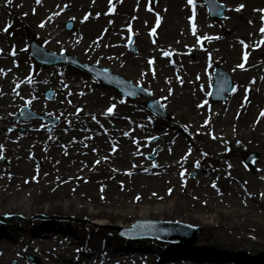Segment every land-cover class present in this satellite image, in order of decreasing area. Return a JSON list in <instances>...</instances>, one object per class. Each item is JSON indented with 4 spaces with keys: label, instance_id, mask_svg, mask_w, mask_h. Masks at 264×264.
I'll list each match as a JSON object with an SVG mask.
<instances>
[{
    "label": "rangeland",
    "instance_id": "1",
    "mask_svg": "<svg viewBox=\"0 0 264 264\" xmlns=\"http://www.w3.org/2000/svg\"><path fill=\"white\" fill-rule=\"evenodd\" d=\"M83 1V3L78 4L82 6V9L76 17L77 20H85L84 17L86 15L88 17L93 16V14L91 15L86 11L87 9L84 6L89 0ZM128 1L126 8L122 9V12H117L116 15L112 14L113 9L112 12L104 11L103 13L109 17L111 16L113 20L115 18L116 20L119 18L127 19L131 25L135 21L132 17H137V11H143L145 7L146 16L151 20L149 26H157L159 20H162V22L168 20L165 16L164 20L162 19V12L165 10L161 8L162 1L160 0H137V3H131V0ZM159 1L160 3L158 4ZM193 1L196 3L194 6L195 15L193 13L191 20L188 23L185 22V31L192 36V43L195 41L200 43L201 39H206V42L200 45L199 48L201 51H205L204 58L200 64V71L207 76L205 82L209 86L200 100L202 101L203 109L211 111V114L216 112L215 107L222 108V111L227 113L228 98L234 92L226 97L225 102L216 104L209 100L208 94L215 66L219 65L229 73H232V68L224 60L218 59L217 62H214L213 53L208 52L207 45L208 41L216 40L221 33L227 12H225L222 19L214 21L208 15L201 0ZM216 1L228 8L225 0ZM261 2L250 0L249 7L257 9L254 28L250 29V33L243 32L241 28L238 29L236 26L235 28L231 27L229 21H227L226 26L229 31L232 30L235 33V43L240 48L248 46L252 37L254 39L252 40V47L257 48L262 45L264 48V32L260 31L264 27V19H262L264 11H261L264 9V0ZM41 4H45L44 0L41 1ZM73 6L71 0L62 3H56L52 0L49 7L46 8L49 14L45 10L42 12L37 10L35 27H40L41 23L46 21V17L51 18L50 20L60 21L59 26L61 28L58 30L68 34V39L77 43V30L74 25L75 18L71 16L77 13H70V9ZM12 8L15 9L16 5H12ZM65 9H69L68 12H65ZM7 11L0 4V13L6 14ZM63 11L66 15L63 14ZM57 12H59V15H54ZM198 14H201L206 21L199 20ZM21 16L22 14L15 15L14 22L0 20L1 33L19 39L24 55L23 59L25 58L29 63L28 71L44 72L57 69L58 72L60 71L57 76L64 82H68L64 77L68 70L80 75V80L71 82L74 84L72 92H68L63 98L65 105L74 113V118L71 119L72 124L80 129H64L53 132L58 124V118L49 113H42L29 106L26 102L32 93L37 94L46 103L52 104L56 102L57 88L54 87L64 88V82L58 86L53 84L50 87H43L41 83H36L34 88L25 86L12 87L14 99L10 105L11 111H8L10 119L2 130L10 133L14 127H17L16 131L18 134L11 140H0V145H3V148H0V181L14 178V172L17 173L18 178L19 176H25V178L29 176L30 178L25 182L28 184L24 186L23 192H28L32 199L34 197L40 198L41 205H58L66 210L61 211L59 209L57 213L51 215L41 213L28 217L13 214L7 217L2 216L0 217V240H7L9 244H14L10 234L12 231L24 230L26 226L32 230H37L50 223H55L52 231L55 233L54 235H60L64 241L67 238H71L74 241L79 240V243L71 245L73 249L72 255L75 258L59 259V262L55 261L56 264H153L154 262L156 264H215L210 258L222 254H235L243 259L250 256L256 262H264V254L262 257H258L254 251L251 252V250H256V248L261 250L263 245H257L252 241L234 246H230L231 242L222 243L212 238L207 233L205 225L202 223L203 221H200L203 220V217H210L214 213L227 216L228 214L224 213L233 211L239 214L236 217L239 220L248 218V221H254V216L264 215V202L258 201L250 195H243L240 193L242 191L236 186L230 189L228 184L218 181L211 162L200 159L201 152L204 149L208 150L204 139L208 142L217 140L219 145L215 146L217 148H213L215 149L214 151L231 152L242 171L250 175L259 166L261 153L264 152V144L259 140L256 141L255 136L247 133V135H244L243 141L251 144L246 145L240 151H233V145L237 146L242 140L238 133L237 125L225 126L226 130L233 134L232 138L217 135L213 128L206 126V117L196 119L192 112L183 107L179 108V106L173 105L167 99V96L156 92L151 82L138 80L135 76L127 74L124 70L126 69L125 67H114L112 62L107 61V56L105 61L103 59L106 54L104 50L99 48V52L97 50L92 52L90 47L87 46L86 50L90 51L92 55V58H90L74 55L59 47H52L36 34L26 29V23L21 20ZM194 16H196L195 20H193ZM68 23L72 24L71 29L66 28ZM131 30L134 31V29L123 31L121 40H119L128 56L125 66L129 67L130 64L136 65L137 62H140L145 71L150 70L153 72V70H156V66L150 60V56L154 55L153 52L147 50L139 53L136 46H134L136 43L135 32ZM206 31L208 35L204 34ZM130 32L134 34L130 35ZM100 33L103 35L105 31L102 30ZM156 39L157 36L149 37L151 43H154ZM31 40H34L37 45L48 52L67 55L68 59H66L65 63L49 68H41L30 54L28 44ZM193 57V54H187L185 59L191 61ZM242 57L239 56L235 60V67L241 64ZM81 65H95L99 68L107 69L112 74L122 77L134 85L144 87L152 94L155 100L160 101L165 116H157L149 111L145 105L146 100L142 97L129 100L123 98L115 90L105 88L100 80L91 77L81 68ZM168 66L161 67L160 70L180 83L182 81L180 73L170 64ZM152 67L154 68L153 70ZM262 80H264V75ZM83 82L90 84L91 88L107 91L108 96L115 95L117 103L129 111L130 118H114L116 114L108 117L110 123L99 126L98 131L101 138L98 139L96 134L94 135L92 132L94 127H90L93 123L85 124L83 120L85 107L91 101L88 98L90 96L89 93L81 88ZM171 91L172 89L168 90V96L178 94V92ZM17 93L19 94L17 95ZM48 94L52 95L50 99L47 98ZM70 95L72 96L70 97ZM16 98L17 100H15ZM111 102L110 98L104 99L101 104L102 109L112 104ZM22 108H27L30 112L29 114H32L33 117L27 120L20 119ZM239 115V112L236 113L234 119L236 120ZM93 125L95 126V124ZM31 128H34L38 135L35 138H24L22 133L30 131ZM168 128L174 131V138L169 136ZM66 132L83 136V141L86 143L85 146L93 149L94 152H85L82 147H75V143L71 141L72 139H68L70 142V145H67L68 147L61 143H59V146H54L53 144L59 140L58 136ZM179 139H182L183 143ZM22 142L24 143L23 149L20 148ZM17 151L21 152L17 153ZM46 151L53 152V165H45L44 161L48 158ZM248 152L257 155L256 162L252 168H248L243 161V155ZM160 154L172 155L170 159L173 162L172 164H175V169L166 172H174V178H170L166 172L160 171V168L157 167L156 160ZM185 158H190L192 162L185 166L176 164ZM234 159H227L228 165L235 163ZM100 160H104L110 169V174L106 177H104L103 168L97 163ZM138 161L152 164L151 170L149 172L144 169L135 171L134 168ZM259 176L264 178V170L261 171ZM58 177L61 179L72 178L73 181L69 183L67 181L61 182L57 180ZM30 179L31 184H29ZM44 179H50L46 183L48 186L47 192H43V189L38 190L44 184L42 183ZM236 181L235 177L231 178L233 185H235ZM214 183L216 187H213ZM11 186L12 188H17L15 183ZM31 188H33V191ZM170 189L171 192H193V197L196 198L194 204H196L200 214L194 212L192 215H196L200 219H195L190 224L181 222L180 219L185 220L187 217L186 212L181 210H178L181 211L179 215L176 212H170V220L163 221L161 217L155 218V211L168 205V202L178 201L181 203L187 200H176L178 197L175 195L166 201L154 200L155 196L161 193H168ZM21 198L25 199V196ZM6 204L8 203L5 202V199L0 197V211L9 208ZM145 211H147L150 219H140V215ZM14 218H16L13 222L14 224L10 222L12 225H6L8 220L11 221ZM138 220L142 222H179L196 228L198 233L195 240L189 242L159 233L136 234L129 232L128 228ZM39 241L42 242V247L49 252L57 251L60 248L59 244L48 240L46 237L39 238ZM256 245L261 247L259 248ZM244 248L248 251L242 252ZM262 249L264 250V248ZM35 252L29 251L23 258L13 259L7 264H42ZM262 252L264 253V251ZM80 260L84 262H80Z\"/></svg>",
    "mask_w": 264,
    "mask_h": 264
},
{
    "label": "bare ground",
    "instance_id": "2",
    "mask_svg": "<svg viewBox=\"0 0 264 264\" xmlns=\"http://www.w3.org/2000/svg\"><path fill=\"white\" fill-rule=\"evenodd\" d=\"M51 1L52 0H44L45 4L42 5L41 2L37 3L34 2V0H11V3H9L8 0H0V4L8 10L6 14L0 13V20H9L14 22L15 15L22 14L21 20L26 23V29L36 34L40 39L50 44L52 47L65 49L66 51L80 57L86 56L92 58L90 51L86 50L87 46L90 47L92 52L95 50L99 52V48L104 50L106 54L104 58H102L105 61L107 56V61L112 62L114 67H125L126 69L124 70L127 74L135 76L138 80L151 82L155 87L156 92L167 96V99L170 100L173 105H177L179 108L183 107L192 112V115H194L196 119L199 117H206V126L211 129L213 128L217 135L232 138L233 134H230L226 130L225 126L237 125L238 133L242 140H240L237 146L233 145V151H240V149H243L246 145L251 144L243 141V138L245 137L244 135H247V133L251 134V136H255L256 141L259 140L264 144V117L260 116V112L264 110V80H262V76L264 75V48L262 45L257 48L252 47V40H254L252 39L253 37L250 38L251 43L248 44V46H244V48L238 47L235 43V33H233L232 30L229 31L226 26L227 21H229L231 27L235 28L236 26L238 29L241 28L243 32L250 33V29L254 28L257 16V9H251V7H249L250 0H236L241 2H236L235 0H225L228 5L226 10L227 16L224 21L225 24L222 25L221 33L217 36V39L207 42L208 52L213 53V61L217 62L218 59L224 60L232 68L230 77L232 82L235 84L234 94L230 95L228 98V112L224 113L222 108L215 107L216 112L214 114H211V111L203 109L202 101L200 100L208 87L205 82L207 76L200 71V64L204 58L205 52L198 49L199 47L196 41L194 43L191 42L192 36L190 33L185 31V22H188L191 10L189 0H160L162 1V5L160 6H162L161 8L165 10L162 12V19L164 20L165 16L168 20H164L162 25H159L160 27H152L151 30L149 29L151 20L146 16L145 9L143 11H137L138 15L137 17H132L135 21L131 23V25L127 19L119 18L116 20L115 18V20H113L111 16L109 17L103 13L113 2L118 5L116 9H118V7L119 9H124V7H126L129 3L128 0H111V2L110 0H89L84 4V6L86 7L85 9H87L86 11L91 15L93 14V16L88 17L87 20L76 19L78 13H80L79 11L82 9V6L78 4L83 3L84 1L74 0V6L71 7L70 13H77L75 15H71L75 18L74 25L77 30V43L69 40L68 34L58 30L61 28L59 26L60 21L50 20L46 17L43 27H35L36 13L38 11H46V8L49 7ZM59 1L62 0H53V2ZM261 1L262 0H257V2L262 3ZM133 2L137 3V0H131V3ZM240 4L245 5V7L237 11L236 9ZM12 5H16V8L13 9ZM65 12L63 11V14L66 15ZM46 13L49 14L48 10ZM97 13H99V15H97ZM115 14L116 11L114 15ZM198 18L199 20L202 19V21H206L205 18H202L201 14H198ZM173 21H175V23H173ZM129 29H134L136 36V43L134 46H136L139 53H143L147 50L153 52L154 55L150 56V60L156 66V70H153L154 68L152 67L153 72L150 70L145 71L140 62H137L136 65L130 64L129 67L125 66L128 56L124 51V46L122 47L119 40H121L123 31H129ZM163 29L165 30L163 31ZM99 30H103L105 33L101 35ZM207 31L204 33L205 35H208ZM149 35L157 36L154 44L149 42ZM203 41L205 42V40ZM0 50H2L0 51V69L4 70L3 72H0V140H11L18 134L16 131L17 127H14L10 133H7L2 129L6 127V124L10 119L8 111H11L10 105L14 99V94H12L11 90L12 87L19 85L34 88L36 83H41L43 87H50L53 84L58 86L64 81L57 76L60 72H58L57 69H51L44 72L28 71L27 68L29 63L25 60V58L23 59L24 55L19 39L4 35L1 31ZM164 53L169 54L164 55ZM187 54L194 55L191 61H187L185 59ZM245 54L247 55L245 56ZM239 56H243L241 62L244 64L243 69L235 67V60L238 59ZM169 64L180 73V76L182 77V81L180 83L176 82L172 76L166 75L162 70H160L161 67H169ZM64 77L68 80V82H64V88L54 87L57 88L56 102L52 104L46 103L34 93H32L28 98V101H31L30 104L28 103L29 106L41 111L42 113H49L58 118V124L53 132L64 129H80L72 124L71 119L74 118V113L65 105L63 98L65 97V94L72 92L74 84L71 82L74 80H80L81 77L78 73L71 70H68V72L64 74ZM29 80L31 82H29ZM81 88L85 92L89 93L90 96H88V98L91 100L85 107L83 120L85 124H95V126L92 124L90 127H94L92 132L94 135L96 134L98 139L101 138L98 131L99 126L102 124L108 125L110 123L108 117L116 114L114 118H130V115L128 114L129 111L117 103L115 95L108 96L107 91H99L91 88L90 84L85 82L81 84ZM171 89L172 91L178 92V94L168 96V90ZM71 96L72 95H70V97ZM33 97H35V99H33ZM107 98H110L112 101V104H109L110 106L115 105L111 113L107 112V109L110 107L109 105H107L104 109H102L101 106L103 100ZM15 100H17V98ZM124 112L127 114H121ZM238 112L240 115L235 120V114ZM93 117H95V119H93ZM36 133L35 129L31 128L30 131L22 134L24 135V138H35L38 135ZM168 133L171 138L175 137L173 136L175 134L172 129L168 128ZM58 139L61 142L58 140L57 143L53 144L54 146H59V143H61L68 147L67 145H70L69 140L72 139L71 141L75 143V147H82L85 152H94L93 149L85 146L86 143L83 141L84 137L76 133H61L58 136ZM179 140L183 143L182 139ZM204 140L206 141L205 144L208 150L204 149L201 152L200 159L211 162L213 165L212 167L215 170L217 180L228 184L230 189L236 186L240 189V191H242L240 193L243 195H250L252 198L264 202V195H261L264 193V178L259 176L261 171L264 170V152L261 153L259 166L256 167L250 175L242 171L231 152H221V150L214 151L215 149L213 148H217L215 146L219 145L217 140L214 142H208L206 139ZM23 145L24 143L22 142L20 147L21 149H23ZM19 152L21 151H17V153ZM46 155L48 158L44 161L45 165H53V152L46 151ZM171 156L172 155L166 156L165 154H160L158 156L156 164L157 167L160 168V171L166 172L175 169V164H172L173 162H171L170 159L172 158ZM227 159H234L233 161H235V163L229 167L226 161ZM190 162H192L190 158H185L178 161L176 164H182L185 166L190 164ZM98 164L101 168H103L102 171L104 173V177L108 176L110 174V169L107 167L106 162L104 160H100ZM151 167L152 164L150 163H142L138 161L134 170L144 169L146 172H149ZM14 173V178H8L0 181V197L5 199V202L9 204H6L9 208H5L0 211V217H7L11 214L25 215L26 217L41 213L51 215L53 213H57L59 209H61V211L66 210L58 205H41L42 202L40 198L34 197L32 199L28 192H23L24 186L28 184L25 182L30 177L28 176L25 178V176H19L18 178L17 173ZM166 173L170 178H174V172ZM233 177L237 179L235 185L231 182V178ZM57 180L61 182L67 181L68 183L73 181L72 178L61 179L59 177ZM49 181L50 179L42 180V183L44 184L41 185L38 190L43 189V192H47L46 189L48 186L46 183ZM13 183H15L17 188H12L11 185ZM29 184H31V179L29 180ZM31 189L33 191V188ZM173 195L178 197L176 200H187L181 203L178 201L168 202L169 206L166 205L162 209H157V211H155V218L161 217V220L166 221L170 220V212H176L179 215L181 211H184L186 212L187 217L185 220L180 219L181 222L190 224L193 220L200 219L197 218L196 215H192L194 212H196V214L197 212L199 213V209L196 207V204H194L196 198L193 197V192L161 193L155 196L156 198L154 200L166 201ZM22 196H25V199L21 198ZM134 205L136 206V204ZM224 214L228 215L222 216L219 213H214V215L210 216L212 218L203 217V220H200L203 221L202 223H204L207 233L210 234L212 238L222 243L231 242L230 246L251 241L257 245H263L262 247L260 246L261 250L258 248H256V250L249 249L251 252L254 251L258 257H262L264 254L262 252L264 251L262 249L264 248V215L254 216V221H248V218L246 220H239L236 218L239 215L236 211ZM15 219L16 218L11 221L8 220L6 225L14 224L13 222ZM140 219H150L147 211L140 215ZM97 220L99 219L97 218ZM10 222H12V224ZM95 224L99 225L98 223ZM53 226H55V223H50L37 230H32L30 227L26 226L24 227V230L12 231L10 234L12 240H14V244H9L7 240H0V264H7L13 259H21L29 251H36L35 253L42 261V264H56V262H59V259H74L75 257L72 255L73 249L71 245L73 243H79V240L74 241L71 238H67L66 241L62 240L60 235H54L55 233L52 232L54 230ZM41 237H46L52 242L55 241V243L59 244L60 248L54 252L45 250L41 245L42 242L39 241V238ZM247 251L248 250L245 248L242 249V252ZM247 257L248 258L243 259L235 254H222L214 256L210 258V260L212 259L215 264H264V262L254 261L250 256ZM80 262L84 261L80 260ZM153 264H156V262Z\"/></svg>",
    "mask_w": 264,
    "mask_h": 264
},
{
    "label": "snow or ice",
    "instance_id": "3",
    "mask_svg": "<svg viewBox=\"0 0 264 264\" xmlns=\"http://www.w3.org/2000/svg\"><path fill=\"white\" fill-rule=\"evenodd\" d=\"M8 2L9 3H11V0H8ZM36 2L37 3H40L41 2V0H36ZM110 2H111V0H110ZM193 2V0H189V3H192ZM57 7H59V5H57ZM65 7H67V5H65ZM245 7V5H243V4H240L239 6H238V8L236 9L237 11H239L240 9H242V8H244ZM261 11H264V9H262ZM54 15H59V12H57V13H54ZM97 15H99V13H97ZM51 19V18H50ZM74 19V18H73ZM84 19L85 20H87L88 19V16L86 15L85 17H84ZM262 19H264V17H262ZM41 27H43L44 26V24L43 23H41V25H40ZM6 30V29H5ZM260 31L261 32H264V27H262L261 29H260ZM241 43H243V41H241ZM0 51H2V50H0ZM13 54H15V53H13ZM169 53H164V55H168ZM247 54H245V56H246ZM237 67L238 68H241V69H243L244 68V64H238L237 65ZM4 70L3 69H0V72H3ZM105 71H107V70H105ZM29 82H31L30 80H29ZM19 85H17V87H18ZM141 90H144V89H141ZM19 93H17V95H18ZM130 95H135V92H132V93H129ZM33 99H35V97H33ZM27 103H31V101H28ZM115 107V105H112V106H110L108 109H107V112L108 113H111L112 111H113V108ZM260 116L261 117H264V110H262L261 112H260ZM93 119H95V117H93ZM258 122V121H257ZM9 131H11V129H9ZM125 135H127V133H125ZM0 148H3V145H0ZM205 155H206V153H205ZM97 163H99V161H97ZM197 166H198V162H197ZM229 167H231V165H229ZM213 187H216V185H215V183L213 184ZM170 192H171V189L169 190ZM261 195H264V193H262ZM137 199H139V197H137Z\"/></svg>",
    "mask_w": 264,
    "mask_h": 264
},
{
    "label": "water",
    "instance_id": "4",
    "mask_svg": "<svg viewBox=\"0 0 264 264\" xmlns=\"http://www.w3.org/2000/svg\"><path fill=\"white\" fill-rule=\"evenodd\" d=\"M231 89V86L229 85V84H226V87H225V89L222 91V92H220V98L222 99V96H223V94L224 93H226V92H228L229 90ZM217 100V99H216ZM250 156H247V158H249ZM249 161V160H248ZM252 163H253V160H251V161H249V164L250 165H252Z\"/></svg>",
    "mask_w": 264,
    "mask_h": 264
}]
</instances>
